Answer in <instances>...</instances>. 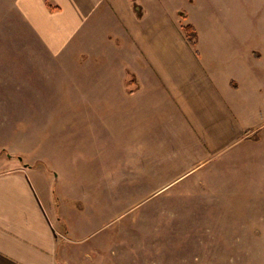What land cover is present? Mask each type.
<instances>
[{"label": "rangeland", "instance_id": "rangeland-1", "mask_svg": "<svg viewBox=\"0 0 264 264\" xmlns=\"http://www.w3.org/2000/svg\"><path fill=\"white\" fill-rule=\"evenodd\" d=\"M157 1L170 15L194 4L209 53L245 56L243 109L261 127L204 161L181 119H117L114 137L110 119L83 117L79 67L0 0V170L28 167L49 193L57 264H264V0Z\"/></svg>", "mask_w": 264, "mask_h": 264}, {"label": "crops", "instance_id": "crops-1", "mask_svg": "<svg viewBox=\"0 0 264 264\" xmlns=\"http://www.w3.org/2000/svg\"><path fill=\"white\" fill-rule=\"evenodd\" d=\"M47 1L53 8L45 0H18V9L51 55L66 69L79 67L81 113L85 119H110L114 137L122 132L117 119L139 129L145 127L139 119H181L204 161L261 127L243 109L245 101L255 102L256 88L241 90L245 56L233 53L230 59L213 42L209 53L199 31L205 34L211 21L194 4L175 6L170 15L157 0H134L137 15L131 0ZM183 22L196 29L194 46L181 34ZM27 168L0 170V264H57L61 243L53 201H46L49 193L27 176Z\"/></svg>", "mask_w": 264, "mask_h": 264}, {"label": "trees", "instance_id": "trees-1", "mask_svg": "<svg viewBox=\"0 0 264 264\" xmlns=\"http://www.w3.org/2000/svg\"><path fill=\"white\" fill-rule=\"evenodd\" d=\"M45 1H46L47 6H49L50 8H53V6L50 3H48L47 0ZM131 1H132V6L134 10L136 11V14L139 15L141 11L139 5H137V3H135L134 0H131ZM179 28L186 42L189 45L194 46L195 41H196V29L194 25L189 22H183L180 24ZM193 51L196 55H198V50L196 48H194Z\"/></svg>", "mask_w": 264, "mask_h": 264}]
</instances>
